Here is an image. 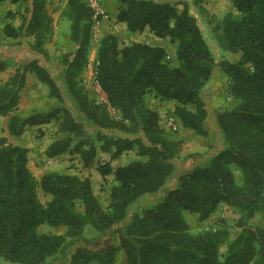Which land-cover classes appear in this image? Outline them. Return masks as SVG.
I'll return each instance as SVG.
<instances>
[{
	"label": "trees",
	"instance_id": "16d2710c",
	"mask_svg": "<svg viewBox=\"0 0 264 264\" xmlns=\"http://www.w3.org/2000/svg\"><path fill=\"white\" fill-rule=\"evenodd\" d=\"M6 1L28 0L0 3ZM30 1L19 12L20 24H7L4 34L17 39L25 33L33 38L32 49L46 55L55 20L46 0ZM115 1V22L126 24L129 33L148 30L175 45L170 57L158 44L133 40L122 45L113 32L101 38L98 79L121 119L97 104L83 84L94 46L93 15L85 0H67L62 11L71 22L75 46L63 54V80L78 113L66 105L56 77L35 58L19 64L0 83V116H9L12 135L23 134L28 126L57 123L65 135L49 145V157L75 154L84 167H91L99 152L112 153L113 160L132 150L136 158L120 166L110 161L99 165L100 174L115 181L103 204L87 177L48 172L37 179L29 167V149L1 137L0 258L10 264H47L68 244L84 240L90 225L98 234L111 232L112 243L98 250L81 245L68 261L57 264H118L122 258L124 264H264V0H232L237 13L216 20L210 36L196 11L203 0H183L181 9L171 1ZM213 41L222 51L218 61ZM9 62L0 57V72ZM216 69L228 77L234 101L216 112L224 148L207 163L181 173L163 199L126 221L132 205L160 192L174 175L183 143L176 133L187 129L209 135L203 91ZM29 73L48 87L55 107L29 115L18 112ZM150 98L175 103L164 116L165 125ZM169 114L176 117L179 130L168 127ZM105 129L143 131L149 143L138 136L114 137ZM39 188L51 195L46 203ZM223 204L238 214L235 234L225 218L215 230L194 229L188 214L204 221ZM43 224L67 229L46 233L39 230Z\"/></svg>",
	"mask_w": 264,
	"mask_h": 264
},
{
	"label": "rangeland",
	"instance_id": "374dc122",
	"mask_svg": "<svg viewBox=\"0 0 264 264\" xmlns=\"http://www.w3.org/2000/svg\"><path fill=\"white\" fill-rule=\"evenodd\" d=\"M157 1H171L172 3L177 5L179 9L183 7L182 5L183 0H157ZM30 2L31 1L28 0L26 2L12 4L10 1H6L5 4L2 5V8H0L1 10L0 13L2 14L0 15V57L6 58L7 60L10 61L9 67L6 69V71L8 70V73H9V70L10 72L12 71L13 73L19 64L35 59V55L37 56L39 60L41 59L42 61H46L47 63L51 62L54 65L53 67L55 66L56 67L58 66L60 68L64 67L62 63L63 54L65 52L73 50L74 48V44L70 39L71 22L70 20L62 16V11L66 6L67 0H46L47 10L54 17V20L56 22L55 23L56 32H55V36L53 40L54 43L52 44L53 50L50 51V49L48 48L46 55H42L38 52H35L34 53L35 55H34L31 49H29V46H28L29 50H25L22 47L18 48V44L20 46H22L23 42L28 44L27 38L24 41H18L16 39L8 38L5 36L4 24H5L6 18H10L11 22L19 25L21 22L19 12L22 11L24 7L28 6ZM109 2L111 3L113 2V0H109ZM192 9L195 10V6H193ZM196 11L200 12L199 19H200V22L202 23V27L205 29V32L208 36H210V33H211L210 29L214 26V24L216 23L215 22L216 20L222 19L226 14L230 12L237 13L235 11V7L233 5L232 0H203L200 3V8L196 9ZM10 12H12L13 14L16 13L17 15H11ZM108 19H109V23L107 26L108 29L105 30L103 26L101 38L104 35L111 33L108 30L110 29V27L113 26V24H115V21L113 18L109 16ZM153 36L154 35L151 34L148 30L141 32V33H135V34L126 33L124 32V30L123 31L120 30L119 35H118L119 40L122 45L127 44L133 40L153 43L152 42ZM163 42H165V46L168 50L169 56L173 57L175 55V45L170 43L169 40L167 39H164ZM99 43L96 44L93 42L94 46L91 50V54L94 50L97 52V49H98L97 47ZM212 44L214 46V51L217 55V61H218L222 54V51L220 50V48L218 47L215 41H213ZM59 47L60 49H57ZM227 57L229 59L238 58V56L234 54H228ZM46 62H43V63H46ZM49 64L50 63H48V65ZM0 75H2L1 72H0ZM55 77L58 83L60 84V86L62 87L63 93L65 95L66 105L72 108L73 101L70 98L67 85L65 84L63 80L62 71L58 72L55 75ZM228 90H229L228 77L226 76L225 73L220 71V69H216L214 75L211 77L210 81L207 83L203 91V96L206 101L207 108L209 109V113H210L208 124L211 125V127H213V124L216 123L215 121L216 112L220 108L224 106H229V105L231 106L234 103V101L230 98L231 96H229ZM150 99L151 101L153 100V98H150ZM55 106H56V102L54 101L53 98L49 96L48 87L39 81V83H33L32 86L29 87L25 91V93L23 94L18 112L22 115H29L35 111H48ZM171 109L172 107L170 108V111ZM49 126H51L50 132L52 134L57 135V131L55 128L57 126V123L51 122L49 123ZM186 132L187 130L180 129L179 132L176 133L177 136H179V138L180 136L183 135L181 138L183 143H182V147L179 153L180 156L178 159H176L177 167H176L175 173L172 176V178H170L167 185L160 192L156 194L144 195L134 205H132L129 209L126 221H129L131 219L132 214L136 212H141L144 207L151 206L157 201L163 199L168 189L175 187V185L177 184L178 176L181 173L192 169L193 166H197V163L198 164L204 163L206 162V160L209 159V156L204 157V158L200 157V156H203L207 152V149L201 150L203 148L202 146H204L203 143H201L200 141H193V143L190 144L191 139H193L191 137L193 136L196 137L199 135L191 136L189 133L186 135ZM184 134L186 137H189L187 138V140L185 139ZM216 138L218 139L217 136ZM199 139H202V138L199 137ZM195 146H198L199 149H196L195 151H193L194 153L192 154L198 157L196 158L194 157L193 160H190L189 165L184 166L183 164H180V161L183 160L182 156L190 152L189 148L195 147ZM130 155L131 153H127L126 155L124 154V156H122L123 157L122 163H126ZM101 201L103 204H105L106 202L104 197H101ZM187 217L190 220L191 225L194 227V229L198 231L199 230H215L221 225L222 218H225L233 226V229H234L233 234H235L238 231V228L234 226L235 221L238 218V214H236V212L232 208H230L229 212L226 211L224 214H220L218 216H215L214 218L211 216L212 217V218L210 217L212 219V221H210L211 223H209V220H210L209 218L204 221H200L198 216L196 215L188 214ZM254 221H257V219H254ZM58 227H61L63 232L66 230L65 226H58ZM39 230L42 232H46V233H50V232L55 233L57 230V227L51 226L49 224H43L40 226ZM94 230L95 229L92 226L88 225L85 229L86 238L84 240H76L75 242L68 244L65 247L63 253H61L58 257L49 261L47 264H57V263L68 261L71 258V255L75 251V249L81 245L88 247L91 250H98L112 243V239L110 237V235L112 234L111 232H109V234H98ZM0 264H10V263H7L0 258ZM118 264H124V259L122 258Z\"/></svg>",
	"mask_w": 264,
	"mask_h": 264
},
{
	"label": "crops",
	"instance_id": "0c3cea01",
	"mask_svg": "<svg viewBox=\"0 0 264 264\" xmlns=\"http://www.w3.org/2000/svg\"><path fill=\"white\" fill-rule=\"evenodd\" d=\"M101 1L104 4L105 8L108 10V13H109L108 18L110 16L115 21V17H116V14L118 12V9H119V4L115 0H113V2H111V3L109 2V0H101ZM3 4H5V2L0 3V8H2ZM0 15H2V14L0 13ZM108 18L103 23L105 30L108 29V27H107L108 23H109ZM7 24H11L12 26H16V27L18 26L16 23L11 22L10 18H6L4 27ZM120 30H122V31L124 30V32L129 33L127 31L126 24L117 23V22H115V24H113V26L110 27V29L108 31L119 35ZM55 32H56V30H55ZM54 36H55V34H54ZM68 37H69V35H68ZM153 37H152L153 44H158V45L166 47L165 42H163L164 39H160V38H157L155 36H153ZM26 38L28 39V44L23 42L22 46H20L18 44V48L22 47L25 50L31 49V51L34 54L36 51L33 50L32 46H31V44L33 42L32 37H29L25 33H23L16 40L24 41ZM53 40H54V37H53ZM53 40L47 44V49L49 48L50 51L53 50V47H52V44L54 43ZM28 46H29V49H28ZM62 47H61V49H62ZM15 48H17V47H15ZM57 49H60V47ZM96 54H97V52L94 50L90 56L89 61H94L96 59ZM35 58H37L36 55H35ZM43 62H46V61H42L40 59V63L43 66L47 67L54 77L60 71H62V75H63V68L64 67L60 68L58 66L57 67L55 66L56 67L55 68V67H53L54 65L51 62H48V63H50L49 65L47 62L46 63H43ZM1 73H2V75H0V78H2V79H0V83L3 80L8 79V77L11 76L14 72L12 73V71L10 72V70H9V73H8V70L7 71L5 70V71H2ZM84 77H90V69H88V68L85 69ZM33 83H39V81L34 74L29 73L27 75L26 86L22 92V97H23V94L25 93V91L29 87H31ZM21 100H22V98H21ZM149 104L152 108L156 109L159 112L160 116L162 117V122L165 125V122L163 121L164 116L166 115V113L170 112L171 107H172L171 111L174 110L175 103L174 102H167V101H160L158 99L153 98L152 101L150 99ZM73 107L72 108L75 111V113H78L77 112L78 110L76 108L75 103H73ZM8 120H9V116H0V138L1 137H7L9 142H11L13 144L25 146L29 149V167L37 179H40L44 174H46L48 172H67V173H72V174H78L81 177H87L91 180V182L93 184L94 192L100 199H101V197H104L105 200L108 198V195H109L108 190L115 183V181H114L112 176L103 177L100 174V172L98 171L99 165L105 164V163L110 161L113 166H120V165H125V164L129 163L132 159L136 158L135 151H132V150L129 152V153H131V155L129 156V159L127 160L126 163H122V161H123L122 156H124V154L121 157L112 160V153L99 152L97 158L95 159L94 164L91 167H84L79 156H77L75 154L73 155L70 153H64V154H61V155L56 156V157H49L46 153L49 145L55 139H58V138L64 136V134L58 130L57 126L55 127L56 131H57V135L52 134L50 132L51 126H49V124L28 126V127H26L25 132L23 134L12 135V134H10L9 129H8ZM206 128L209 131V135L207 137H202V136H196L195 137V136H193V137H191L193 139H191V141H190V144L193 143V141H200L201 143H203L204 146H202L203 148L201 150L207 149V152L203 156H200V157L204 158V157L209 156V159L206 160L205 163H207L210 160L211 156L214 155L219 149H222L225 146L223 141H222L223 140L222 133L219 130L216 123L213 124V127H211V125H209L207 123ZM184 130H187V129H184ZM103 131L105 133H107L108 135H111L114 137H137L138 136V137H141L145 141L146 144L149 143L147 141V138L145 137L143 131H140L136 134L125 133V132H122L118 129H111V130L105 129ZM188 133L191 136L197 135L191 130H187L186 135ZM182 136H180V138H182ZM184 136H185V134H184ZM216 136L218 137V139L216 138ZM199 137L202 139H199ZM187 138H189V137L185 136L186 140H187ZM196 149H199V147L195 146V147L189 148L190 152L185 154L184 156H182L183 157L182 159L185 161H183V160L180 161V164H183L184 166L189 165L190 160H193L194 157L195 158L198 157L194 154H193V156L189 157V155L190 154L192 155V153H194L193 151H195ZM126 154L127 153H125V155ZM200 164H203V163H200ZM197 165H199V164L197 163ZM39 196H40V199L43 203H46L47 201H49L51 199V195L46 194L42 188H39ZM229 210H230V207L228 205L223 204L212 215V217L214 218L215 216H218L220 214H224L226 211L229 212ZM211 218L209 217V219L212 221ZM64 232H63L61 227H57V230L55 233H64Z\"/></svg>",
	"mask_w": 264,
	"mask_h": 264
},
{
	"label": "built area",
	"instance_id": "2783aa9c",
	"mask_svg": "<svg viewBox=\"0 0 264 264\" xmlns=\"http://www.w3.org/2000/svg\"><path fill=\"white\" fill-rule=\"evenodd\" d=\"M85 1L92 10L94 22L92 40L97 44L101 40L103 23L108 18V10L105 8L101 0ZM98 64L99 61L97 60V58L94 61H89L87 68L90 69V77H84L83 84L90 90L97 104L105 106L113 117L121 119V115L118 109L112 105L107 92L98 79ZM230 98L232 99V97ZM167 125L173 131L179 130V124L173 114H169L167 116ZM210 221L211 220H209V223H211Z\"/></svg>",
	"mask_w": 264,
	"mask_h": 264
}]
</instances>
